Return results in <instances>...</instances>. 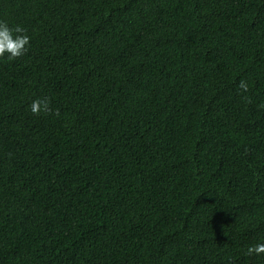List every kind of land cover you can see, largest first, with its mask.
<instances>
[{"label":"trees","instance_id":"obj_1","mask_svg":"<svg viewBox=\"0 0 264 264\" xmlns=\"http://www.w3.org/2000/svg\"><path fill=\"white\" fill-rule=\"evenodd\" d=\"M0 23L30 37L0 57V264H264V0H0Z\"/></svg>","mask_w":264,"mask_h":264},{"label":"clouds","instance_id":"obj_2","mask_svg":"<svg viewBox=\"0 0 264 264\" xmlns=\"http://www.w3.org/2000/svg\"><path fill=\"white\" fill-rule=\"evenodd\" d=\"M24 33L25 29L18 25L10 27L7 23H0V57L7 56L11 60L23 55L26 45L30 42V37ZM239 87L247 91V84L244 81H241ZM30 108L34 114H38L47 110V101L46 99L34 100ZM248 252L257 255L264 253V242L250 247Z\"/></svg>","mask_w":264,"mask_h":264}]
</instances>
